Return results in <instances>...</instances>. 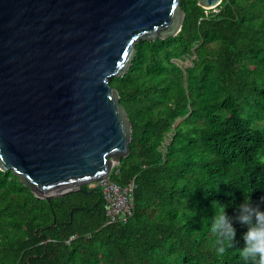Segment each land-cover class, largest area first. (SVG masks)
Returning <instances> with one entry per match:
<instances>
[{
	"label": "trees",
	"instance_id": "trees-1",
	"mask_svg": "<svg viewBox=\"0 0 264 264\" xmlns=\"http://www.w3.org/2000/svg\"><path fill=\"white\" fill-rule=\"evenodd\" d=\"M180 3V31L137 41L126 73L109 78L131 122L110 174L134 177L130 217L105 224L98 187L46 200L0 170V264H242L245 198L264 208V0ZM223 207L236 235L217 255L210 226Z\"/></svg>",
	"mask_w": 264,
	"mask_h": 264
},
{
	"label": "water",
	"instance_id": "water-1",
	"mask_svg": "<svg viewBox=\"0 0 264 264\" xmlns=\"http://www.w3.org/2000/svg\"><path fill=\"white\" fill-rule=\"evenodd\" d=\"M184 15L180 0H0V170L46 200L107 176L131 141L109 78Z\"/></svg>",
	"mask_w": 264,
	"mask_h": 264
},
{
	"label": "clouds",
	"instance_id": "clouds-1",
	"mask_svg": "<svg viewBox=\"0 0 264 264\" xmlns=\"http://www.w3.org/2000/svg\"><path fill=\"white\" fill-rule=\"evenodd\" d=\"M261 161L264 162V157H261ZM245 199L243 210L247 214L241 215L239 220L246 226V231L242 233L244 244L239 250V256L242 264H264V208L259 204L248 208L251 198L248 196ZM210 231L215 236L213 247L217 255L223 254L227 247L233 245L236 233L226 216L225 207L218 208Z\"/></svg>",
	"mask_w": 264,
	"mask_h": 264
},
{
	"label": "built area",
	"instance_id": "built-area-1",
	"mask_svg": "<svg viewBox=\"0 0 264 264\" xmlns=\"http://www.w3.org/2000/svg\"><path fill=\"white\" fill-rule=\"evenodd\" d=\"M195 58V53H192L183 60H177V63L184 69L192 64ZM188 61L189 65H183V61ZM170 133H168L162 145L168 142ZM162 147V146H161ZM117 165L113 166L107 176H103L96 180V186L100 189V196L102 200V209L105 215V224L114 223L117 221L125 222L132 214V205L134 199L135 181L134 177L129 179L126 183L120 184L110 178V174L114 171Z\"/></svg>",
	"mask_w": 264,
	"mask_h": 264
},
{
	"label": "rangeland",
	"instance_id": "rangeland-1",
	"mask_svg": "<svg viewBox=\"0 0 264 264\" xmlns=\"http://www.w3.org/2000/svg\"><path fill=\"white\" fill-rule=\"evenodd\" d=\"M187 63H189V62H188V61H185V60L182 62L183 65H186ZM187 65H189V64H187ZM177 121H178V120H177ZM87 185H88L90 188H95V186H96V181L90 182V183H88Z\"/></svg>",
	"mask_w": 264,
	"mask_h": 264
}]
</instances>
